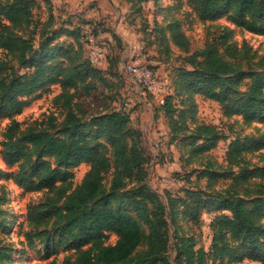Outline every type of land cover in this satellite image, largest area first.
Returning a JSON list of instances; mask_svg holds the SVG:
<instances>
[{
    "label": "trees",
    "instance_id": "trees-1",
    "mask_svg": "<svg viewBox=\"0 0 264 264\" xmlns=\"http://www.w3.org/2000/svg\"><path fill=\"white\" fill-rule=\"evenodd\" d=\"M1 1L0 15L5 22L0 24V48L5 55L11 54L21 68V71L12 66L6 68L0 60V120H9L3 131L2 161L17 167L12 177L28 190H48L58 183L62 185L59 191V196L63 197L61 207L46 204V212L32 207L29 221L35 225L47 223L48 212L53 210L56 216L51 225L61 223V239L77 253L73 264H171L166 251L170 240L169 225L174 224V217L178 214L177 205L181 207V218L196 223L200 209L207 204L208 208L223 211L209 222L208 249L195 246L191 234H175V259L178 264H225L241 252H247L253 260L264 262V192L257 190L256 196L249 198L247 194L242 195L236 190L238 186L250 187V177L264 178V168H250L244 158V152L259 151L264 147V133L244 139L235 137L228 142L226 162L230 169L227 172H201L210 179H231L227 188L215 193L198 194L195 192L197 188L185 187L179 196L167 192L165 197L169 210L166 211L159 193L143 181L147 157L136 146L134 138H138V132L129 126L128 114L123 110L79 114L70 105L72 95L66 94L62 102L66 108L61 121L63 133H51L49 128L36 131L32 126L18 131L20 122L14 116L28 106V96L34 92L48 91L52 84H57L61 90L76 88L80 84L85 85V90H90L95 86V76L102 74L108 67V59L100 67L82 53L84 46L82 48L83 33L80 26L61 28L58 33L50 30L51 22L58 17L52 5H48L50 20L41 28L44 32L48 28L51 33L44 37L42 32V38L34 46L30 38L16 34L14 29L30 26L36 0ZM190 2L201 20L227 16L236 26L264 35V0ZM60 33L69 36L71 42L64 44L58 41ZM228 33V30L222 32V44L226 43ZM177 37L180 39L182 34L177 32ZM78 49H82L83 59L70 66L75 61ZM238 51L234 45L226 44L223 54L232 59L229 61L215 47L208 46L202 52L204 58L195 67L175 70L172 86L187 96L198 93L216 101L225 116L239 115L245 121L263 119L264 56L261 57L259 68L244 70ZM242 85L244 88H240ZM170 87L171 83L163 103L158 104L163 114L175 124L176 133L186 127V123L183 110H177L173 103L174 94ZM175 113L180 116L179 120L175 118ZM48 118L54 122L52 113ZM192 133L194 135L187 145L195 153L209 150L218 139L215 127L210 124L198 123ZM32 152L36 153L33 161ZM260 155L264 157V151ZM48 157L53 159V165ZM30 161V171L23 175L19 173ZM82 162L89 164L88 171L81 183L66 192V184L73 178L72 168ZM110 166L114 169L110 187L119 189L129 186L122 188L121 194L110 193L92 203L97 195L105 191L102 181ZM233 167L237 168L235 172ZM112 196L117 201L115 207L109 205ZM123 204H128L136 216L122 210ZM168 215L170 223L167 221ZM140 221L150 232L148 246L145 252L133 256L143 236ZM46 230L43 229L42 233L46 234ZM108 233L116 235L112 244L102 242ZM55 236L54 232L51 238ZM6 258L8 256L0 250V264Z\"/></svg>",
    "mask_w": 264,
    "mask_h": 264
},
{
    "label": "rangeland",
    "instance_id": "rangeland-1",
    "mask_svg": "<svg viewBox=\"0 0 264 264\" xmlns=\"http://www.w3.org/2000/svg\"><path fill=\"white\" fill-rule=\"evenodd\" d=\"M1 2L5 3L4 0ZM36 3L38 7L36 5L32 9L30 26L15 28L16 34L30 38L34 46L38 45L42 38L40 35L44 32L41 28L50 20L48 5H52L58 17L51 22L50 30L58 33L61 28L80 26L83 33L82 48L84 46L82 53L87 55V46L94 45L101 50L103 58L106 61L108 59V67L102 74L95 76V86L90 90H85V85L81 84L66 90L52 84L48 91L32 93L28 96V106L14 116L20 122L18 131L32 126L36 131L49 128L51 133H63L61 121L66 108L62 106V102L64 95L68 94L72 95L70 105L73 111L79 114L89 115L111 109H121L128 114L129 126L138 132V138H134L135 144L147 157L143 181L159 193L166 211L169 210L165 197L167 192L179 196L183 194L185 187H192L197 188L195 192L198 194H209L223 191L231 184L229 178L210 179L201 172H227L230 169L226 162L228 142L235 137L244 139L261 135L264 133V118L245 121L239 115L225 116L216 101L204 98L198 93L187 96L185 92L177 90L172 86L173 76L176 69H191L201 62L204 58L202 52L208 46L215 47L225 59L231 61L232 59L223 54L226 44L239 49L241 68H259L261 57L264 56V35L236 26L227 16L215 20H201L190 0H36ZM85 20L90 21L84 22ZM2 22L5 20L0 15V24ZM47 30L48 28L45 32ZM50 30L43 33L44 37L51 33ZM224 30L229 33L226 43L222 44ZM177 32L182 34L180 39H177ZM58 37V41L64 44L72 40L62 33ZM81 50L78 49L74 56L75 61L70 66L83 59ZM0 60L6 68L12 66L21 71L15 58L11 54L5 55L1 48ZM126 61L153 69L165 82L166 91L171 83L173 103L177 110H183L186 127L174 132L175 124L163 114L154 96L148 90L142 89L134 76L125 71ZM102 63L99 64L100 67L104 66ZM240 88H244L243 85ZM50 113L55 118L53 123L48 118ZM174 116L179 120L178 113ZM8 121L6 118L0 120V250L8 256L3 264H73L77 253L61 239V223L51 225L56 216L53 210L47 211V223L35 225L28 220L32 207H37L40 212H46V204L61 207L63 197L59 196V191L62 185L58 183L48 190H28L12 177V172L17 167L3 163L1 155L3 131ZM198 123L214 126L218 139L209 150L195 153L190 151L187 142L194 135L192 130ZM261 151H264V147L259 151L244 152L245 161L250 168H264ZM31 157L33 161L36 153L32 152ZM48 159L53 165V159ZM32 161L20 169L19 173L27 174ZM88 169L89 164L83 162L74 166L73 178L66 184L65 191L68 192L81 183ZM236 169L233 167L232 170L235 172ZM113 173V166H110L102 181L105 191L97 195L92 203L100 201L110 193L121 194L122 188L129 186L112 189L110 185ZM248 182L250 187L238 186L237 192L247 194L249 198L255 197L257 190L264 192V178L254 176ZM109 205L117 206L113 196L109 198ZM177 206L178 214L174 217V224L169 225L170 240L166 251L171 264H178L175 259V234H191L195 239V246L208 249L209 222L213 216L223 212L208 208L206 204L199 211L198 222L191 223L180 217L181 207ZM121 209L136 216L128 204H123ZM167 221L170 223L169 215ZM140 225L143 236L133 256L145 252L148 246L149 229L142 221ZM43 229H47L46 234L42 233ZM54 232L56 236L51 238ZM115 240L116 235L108 233L102 242L112 244ZM225 264L264 262L253 260L247 252H241L234 260H227Z\"/></svg>",
    "mask_w": 264,
    "mask_h": 264
},
{
    "label": "built area",
    "instance_id": "built-area-1",
    "mask_svg": "<svg viewBox=\"0 0 264 264\" xmlns=\"http://www.w3.org/2000/svg\"><path fill=\"white\" fill-rule=\"evenodd\" d=\"M87 48V55L89 60L94 65L99 66V64H101L105 60L103 58L101 50L92 44L88 45ZM124 69L126 72L134 76L136 83L142 89L148 90L154 96L157 103H163L164 95L166 93V84L159 77L157 72L147 67H141L131 61H126L124 63Z\"/></svg>",
    "mask_w": 264,
    "mask_h": 264
},
{
    "label": "crops",
    "instance_id": "crops-1",
    "mask_svg": "<svg viewBox=\"0 0 264 264\" xmlns=\"http://www.w3.org/2000/svg\"><path fill=\"white\" fill-rule=\"evenodd\" d=\"M92 11V10H91ZM104 64V62L102 63V65Z\"/></svg>",
    "mask_w": 264,
    "mask_h": 264
}]
</instances>
